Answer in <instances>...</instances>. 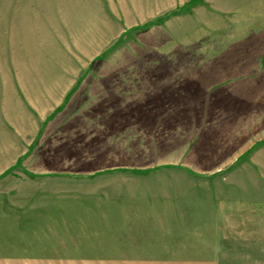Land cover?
<instances>
[{
  "label": "rangeland",
  "instance_id": "374dc122",
  "mask_svg": "<svg viewBox=\"0 0 264 264\" xmlns=\"http://www.w3.org/2000/svg\"><path fill=\"white\" fill-rule=\"evenodd\" d=\"M0 264H264V0H0Z\"/></svg>",
  "mask_w": 264,
  "mask_h": 264
},
{
  "label": "crops",
  "instance_id": "0c3cea01",
  "mask_svg": "<svg viewBox=\"0 0 264 264\" xmlns=\"http://www.w3.org/2000/svg\"><path fill=\"white\" fill-rule=\"evenodd\" d=\"M108 259H117V260H130V261H136V260H141L142 259V257L141 256H134V257H132V258H128V259H126V258H123V257H112V258H108ZM168 259V258H167Z\"/></svg>",
  "mask_w": 264,
  "mask_h": 264
},
{
  "label": "trees",
  "instance_id": "16d2710c",
  "mask_svg": "<svg viewBox=\"0 0 264 264\" xmlns=\"http://www.w3.org/2000/svg\"><path fill=\"white\" fill-rule=\"evenodd\" d=\"M156 24H160V23H162V22H155Z\"/></svg>",
  "mask_w": 264,
  "mask_h": 264
}]
</instances>
